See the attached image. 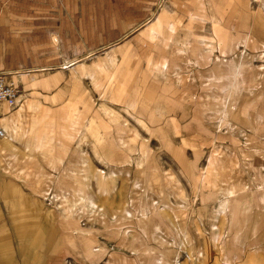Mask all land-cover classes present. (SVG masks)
<instances>
[{"label":"rangeland","instance_id":"rangeland-1","mask_svg":"<svg viewBox=\"0 0 264 264\" xmlns=\"http://www.w3.org/2000/svg\"><path fill=\"white\" fill-rule=\"evenodd\" d=\"M126 42L52 69H0L19 90L0 104V264H264L263 160L231 172L229 140L208 148L203 124L146 113L145 67Z\"/></svg>","mask_w":264,"mask_h":264},{"label":"crops","instance_id":"crops-1","mask_svg":"<svg viewBox=\"0 0 264 264\" xmlns=\"http://www.w3.org/2000/svg\"><path fill=\"white\" fill-rule=\"evenodd\" d=\"M158 1L0 0V69H52L75 52L128 39L145 67L146 113H163L162 124H203L211 129L208 148L229 140L231 172L264 162L259 1L252 0L254 7L211 10L172 0L175 10L153 14L150 4ZM235 43H243L254 59L238 51L230 56ZM1 110L4 106L0 115Z\"/></svg>","mask_w":264,"mask_h":264},{"label":"built area","instance_id":"built-area-1","mask_svg":"<svg viewBox=\"0 0 264 264\" xmlns=\"http://www.w3.org/2000/svg\"><path fill=\"white\" fill-rule=\"evenodd\" d=\"M19 96L17 84L8 78V74L0 72V104L8 103L14 105ZM4 135V131L0 130V136Z\"/></svg>","mask_w":264,"mask_h":264},{"label":"bare ground","instance_id":"bare-ground-1","mask_svg":"<svg viewBox=\"0 0 264 264\" xmlns=\"http://www.w3.org/2000/svg\"><path fill=\"white\" fill-rule=\"evenodd\" d=\"M5 124H6V123H5ZM5 124H4V127H3V128H4L6 131H8V130H9V127H8L7 125H5ZM4 139H5V140H4V141H5L4 143L8 144V143H9L8 141L10 140V135H8L7 137H4ZM8 139H9V140H8ZM4 145H5V144H4ZM202 256H203V253H202Z\"/></svg>","mask_w":264,"mask_h":264}]
</instances>
